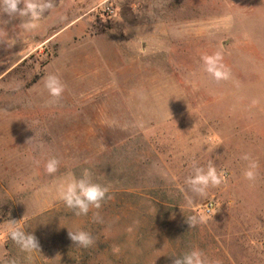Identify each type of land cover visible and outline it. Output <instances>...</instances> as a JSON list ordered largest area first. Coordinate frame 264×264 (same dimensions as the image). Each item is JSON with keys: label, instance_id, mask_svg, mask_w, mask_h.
<instances>
[{"label": "rangeland", "instance_id": "obj_1", "mask_svg": "<svg viewBox=\"0 0 264 264\" xmlns=\"http://www.w3.org/2000/svg\"><path fill=\"white\" fill-rule=\"evenodd\" d=\"M52 3L33 29L0 12V264H173L193 247L264 264V0ZM217 54L227 78L206 71ZM53 156L56 176L87 168L110 198L77 216L47 191ZM193 157L224 177L205 197L184 182ZM9 220L40 250L22 251Z\"/></svg>", "mask_w": 264, "mask_h": 264}, {"label": "clouds", "instance_id": "obj_2", "mask_svg": "<svg viewBox=\"0 0 264 264\" xmlns=\"http://www.w3.org/2000/svg\"><path fill=\"white\" fill-rule=\"evenodd\" d=\"M53 6L52 0H0V12L9 18L26 17L27 21L24 23V27L27 29L37 28L41 17ZM219 59L218 54L205 57L206 71L218 79L227 78L228 72L221 70L222 66L219 65ZM45 86L54 97H58L63 91L62 83L55 76L47 77ZM241 158L248 162L247 170L244 171L243 175L248 180L254 179L256 162L248 154ZM60 164L61 161L55 156L47 158L44 162L45 172L54 177V182L47 191L53 194L54 198L62 201L67 208L74 210L77 216L88 215L91 208L99 209L102 202L106 198H110L108 195L109 186L96 182L89 169H83L79 176L73 171H67L56 176ZM190 168L191 172L186 176L184 182L196 196L205 197L210 188L217 187L223 182V175L218 172L211 161L207 165H201L199 160L193 157L190 161ZM93 215L96 220L100 219L98 213ZM21 220H9L4 226V232L22 251L32 253L40 250L38 239L34 234L24 231L20 225ZM196 222V217H191L188 224L192 226ZM68 236L77 247L81 248H88L95 242L92 234L83 229L68 230ZM114 250L118 251V249ZM172 257H174L173 264H212L206 254L198 247H193L179 257Z\"/></svg>", "mask_w": 264, "mask_h": 264}, {"label": "built area", "instance_id": "obj_3", "mask_svg": "<svg viewBox=\"0 0 264 264\" xmlns=\"http://www.w3.org/2000/svg\"><path fill=\"white\" fill-rule=\"evenodd\" d=\"M214 208V203L213 202H208L206 205H205V209H206V212L210 213L212 211V209Z\"/></svg>", "mask_w": 264, "mask_h": 264}]
</instances>
